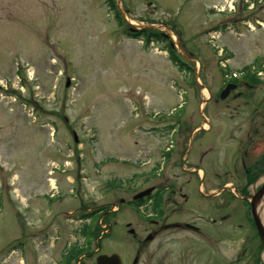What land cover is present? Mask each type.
<instances>
[{"label":"rangeland","instance_id":"obj_1","mask_svg":"<svg viewBox=\"0 0 264 264\" xmlns=\"http://www.w3.org/2000/svg\"><path fill=\"white\" fill-rule=\"evenodd\" d=\"M114 2L122 25L106 0H0V264H62L72 243L122 264H264L240 200L264 183V85L216 96L225 71L264 62V0ZM139 30L166 36L188 70ZM162 179L188 198L179 220H213L211 240L150 243L145 219L119 205L115 183L135 193ZM110 204L103 222L79 215Z\"/></svg>","mask_w":264,"mask_h":264},{"label":"flooded vegetation","instance_id":"obj_2","mask_svg":"<svg viewBox=\"0 0 264 264\" xmlns=\"http://www.w3.org/2000/svg\"><path fill=\"white\" fill-rule=\"evenodd\" d=\"M241 84L244 85V88L248 87L247 89L251 87L246 82H241ZM241 93L242 92H239L238 94H241ZM199 170L200 169H194V170L189 171V173H194L196 175H199L200 173ZM247 172L248 171L246 170V174ZM203 176H204V173L202 172L199 177L200 178L199 185L201 186H203V183H202ZM120 186L121 188L123 187L122 185ZM152 188H153V191L147 197L136 198L134 196L141 191H137L133 193L132 190H130V188L126 186L125 191H124L126 199L118 200L119 205L120 206L122 205V207L124 206L123 208H125L126 210H129L132 216L139 214L140 217L145 219V223H147L149 227V230H148L149 233L147 234V236L151 238V240L149 241L150 243L153 240L161 237V245L165 244L171 238L179 237L177 235L179 234V232H191L195 234L196 236H199L200 239H203V242L209 241L212 239L211 231L206 229V226L209 227V225L211 224L210 222H213V220H210L207 217L208 215H206L205 216L206 218L203 220L204 224L196 223L195 222L196 220L193 218L189 219L188 221H181L179 220V218H177V217H180V215L184 211L181 208L180 201H182V203L188 201V198L186 197V195L181 193L182 191L181 187H178L176 189L173 184H170V182H167L166 179H162L161 185L158 188L154 186H152ZM198 191H199V196L202 197V199L207 200V201L209 200L207 198L208 196H206L205 194H202L199 188H198ZM219 195L220 194H218L217 196ZM176 198H178V200ZM55 202H57V200H52L51 203L54 204ZM241 202H245V200L242 199ZM222 203H223V206L221 207V209H224L225 207L228 206L227 200L226 201L223 200ZM113 205L115 206L116 204H110L109 209L104 206L105 209L107 208L106 210H103L104 208L100 207V208L94 209L93 211H90L87 214H84L85 212H81L82 215L81 214L79 215L82 217L88 216V218H85V219H89L91 221L98 218L100 222H103L105 219H107V216L109 214L114 215L118 212L119 210L118 206L116 205V209H113ZM217 209H219V207H217ZM79 210L80 211L83 210L81 206ZM147 212L148 214H146ZM203 212L207 214L209 213V210L203 209ZM65 213H66L65 215H69L68 214L69 212H65ZM79 215L75 216V218L77 219V217H79V219H81ZM197 219L201 220V217L199 216V218ZM100 226H101V223H100ZM128 230H131V228H129ZM129 232L133 236V238L136 237L133 229ZM82 239H84L85 241V237L82 236ZM182 245L185 246L183 243ZM206 247H207V244L204 247H202V249H199V250L203 251L206 249ZM187 250L188 248L181 246V249H180L181 252H185ZM62 251H64L60 253L62 255L61 256L62 264H70L72 260L79 259L81 256L89 252L90 254L92 253V255L93 254L95 255L97 253V256L100 254H105L103 252L99 253V247H96V248L88 247L87 248L86 246H79V245H76L75 243L69 244ZM163 258L164 257L162 256V259Z\"/></svg>","mask_w":264,"mask_h":264},{"label":"water","instance_id":"obj_3","mask_svg":"<svg viewBox=\"0 0 264 264\" xmlns=\"http://www.w3.org/2000/svg\"><path fill=\"white\" fill-rule=\"evenodd\" d=\"M233 89V86H227L225 88V90H223L219 97L220 99H224L226 97V95L228 94L229 90ZM152 190V188H149L143 192H141L140 194H138L136 196V198H140L143 196H146L149 194V192ZM264 194V185L258 190L257 193L254 194V196H252V198L250 199V208H251V214L255 223V227L257 230V233L264 245V227L261 223V220L256 212V208H255V204L257 203V201L260 199V197ZM150 239V238H148ZM136 260V259H135ZM95 264H121L120 258L118 257V255L116 254H112L110 256L107 255H100L96 258Z\"/></svg>","mask_w":264,"mask_h":264},{"label":"trees","instance_id":"obj_4","mask_svg":"<svg viewBox=\"0 0 264 264\" xmlns=\"http://www.w3.org/2000/svg\"><path fill=\"white\" fill-rule=\"evenodd\" d=\"M106 4H107V7L109 9V11L112 12V16L113 18L115 19V21L117 22L118 25H122V23H124L122 17L120 16L117 8H116V5H115V2L114 0H106ZM126 35H132L131 33H126V31H123ZM136 35H141L145 41H146V44H149L151 41H154V40H157V41H160L162 42V37L158 36L155 34V36L151 33H146V32H138ZM167 47V46H166ZM167 51L169 53V60L172 62L173 65H175L177 67V69L180 71V72H183V70H186L185 67L183 65H181L179 63V61H177V59L174 57L172 51L170 48L167 47ZM85 234V233H84Z\"/></svg>","mask_w":264,"mask_h":264},{"label":"bare ground","instance_id":"obj_5","mask_svg":"<svg viewBox=\"0 0 264 264\" xmlns=\"http://www.w3.org/2000/svg\"><path fill=\"white\" fill-rule=\"evenodd\" d=\"M255 208H256V212H257V214L261 220V223L264 227V194L261 196V198L255 204ZM261 259H262V262L264 263V248L262 251V258Z\"/></svg>","mask_w":264,"mask_h":264}]
</instances>
